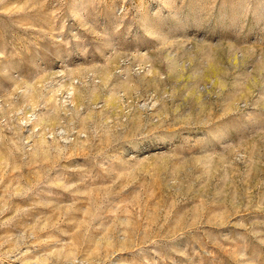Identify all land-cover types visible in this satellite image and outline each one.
<instances>
[{
    "label": "rangeland",
    "instance_id": "rangeland-1",
    "mask_svg": "<svg viewBox=\"0 0 264 264\" xmlns=\"http://www.w3.org/2000/svg\"><path fill=\"white\" fill-rule=\"evenodd\" d=\"M0 264H264V0H0Z\"/></svg>",
    "mask_w": 264,
    "mask_h": 264
}]
</instances>
